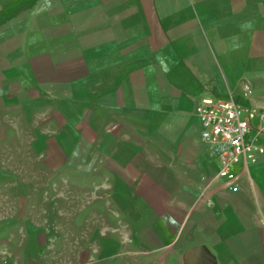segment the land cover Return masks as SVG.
<instances>
[{"label":"crops","instance_id":"0c3cea01","mask_svg":"<svg viewBox=\"0 0 264 264\" xmlns=\"http://www.w3.org/2000/svg\"><path fill=\"white\" fill-rule=\"evenodd\" d=\"M9 53L27 86L55 71L54 96H32L87 117L102 149H136L152 180L189 183L169 214L195 264H264V154L229 191L196 112L204 96L236 98L243 75L264 107V0H0L1 64Z\"/></svg>","mask_w":264,"mask_h":264},{"label":"rangeland","instance_id":"374dc122","mask_svg":"<svg viewBox=\"0 0 264 264\" xmlns=\"http://www.w3.org/2000/svg\"><path fill=\"white\" fill-rule=\"evenodd\" d=\"M23 56L0 63V264H195L199 245L177 238L169 214L189 183L152 180L138 150L102 149L87 117L32 96L56 92L55 71L27 86L26 71L9 67ZM243 81L234 92L247 104L259 92L245 95Z\"/></svg>","mask_w":264,"mask_h":264},{"label":"built area","instance_id":"2783aa9c","mask_svg":"<svg viewBox=\"0 0 264 264\" xmlns=\"http://www.w3.org/2000/svg\"><path fill=\"white\" fill-rule=\"evenodd\" d=\"M245 95L252 94L250 84H243ZM202 131L219 162L217 177L225 187L237 192L240 163L248 168L264 154V107L239 102L233 95L204 96L196 106Z\"/></svg>","mask_w":264,"mask_h":264}]
</instances>
